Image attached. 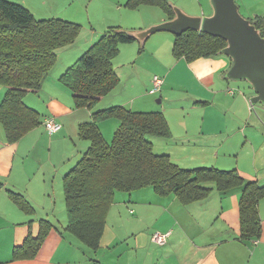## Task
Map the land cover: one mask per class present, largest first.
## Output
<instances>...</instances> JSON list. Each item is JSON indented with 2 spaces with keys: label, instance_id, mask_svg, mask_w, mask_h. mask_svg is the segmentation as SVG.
Returning a JSON list of instances; mask_svg holds the SVG:
<instances>
[{
  "label": "crops",
  "instance_id": "1",
  "mask_svg": "<svg viewBox=\"0 0 264 264\" xmlns=\"http://www.w3.org/2000/svg\"><path fill=\"white\" fill-rule=\"evenodd\" d=\"M8 1L23 5L36 19L59 18L80 24L81 29L72 42L56 50V61L40 89L23 97L24 103L33 102L29 106L44 114L41 123L13 143L7 141L0 123V264H264V197L258 202V242H242L238 237L241 188L221 193L211 181L201 183L211 189L208 196L188 204L174 193L157 195L150 187L116 192L99 241L98 249L106 239V250L97 251L98 260H71L66 251L81 258L78 251L84 253L86 246L82 249L77 239L66 236L63 176L89 146L79 136V125L90 122L93 112L113 106L161 111L170 135L148 136L154 153L167 155L181 168L236 169L245 180L264 184V106L254 113L248 90L228 92L233 87L224 77L230 66L227 56L175 59L174 34L161 36L159 31L148 37L158 35L146 45L147 53L159 63L156 69L146 71L153 63L143 54L148 38L143 47L136 40L120 43L112 59L118 83L93 107H76L71 89L60 80L64 71L107 29L139 30L167 20L168 14L158 5L129 7L128 0ZM167 1L188 14L211 13L205 0ZM240 1H248L243 3L246 8L254 5V0ZM156 74L163 84L153 99L151 78ZM5 90L0 84V102ZM49 117L61 125L54 133L44 127ZM119 122L117 118L97 122L105 141L112 139ZM42 230L45 236L34 255L14 256L16 247ZM155 231L169 232L164 244L153 242ZM125 250L134 260H118Z\"/></svg>",
  "mask_w": 264,
  "mask_h": 264
},
{
  "label": "trees",
  "instance_id": "2",
  "mask_svg": "<svg viewBox=\"0 0 264 264\" xmlns=\"http://www.w3.org/2000/svg\"><path fill=\"white\" fill-rule=\"evenodd\" d=\"M139 4L158 5L168 19L173 16L167 0H128L126 5ZM250 21L264 37V15ZM80 29V24L59 18L36 19L23 5L0 0V84L6 87L0 102V123L9 143L41 123L39 113L27 106L23 97L40 89L56 61V50L72 42ZM128 32L114 27L107 29L60 76L61 82L71 89L76 107H93L118 83L112 59L118 54L120 43L135 41ZM225 45L222 38L189 29L174 35L172 54L175 59L186 61L216 57L222 55L220 50ZM108 118L120 121L109 142L97 127V122ZM169 135L161 111H132L123 106L95 111L90 122L80 124L79 136L87 139L89 146L63 176L66 231L95 251L115 192L150 187L157 195L174 193L182 204H188L206 198L211 189L201 183L211 181L221 193L241 188L238 237L242 242L258 239L261 235L258 202L264 197V184L245 180L236 169L179 167L167 155L154 153L148 139ZM44 236L42 230L37 237H27L22 246L13 250L14 256L34 255Z\"/></svg>",
  "mask_w": 264,
  "mask_h": 264
},
{
  "label": "water",
  "instance_id": "3",
  "mask_svg": "<svg viewBox=\"0 0 264 264\" xmlns=\"http://www.w3.org/2000/svg\"><path fill=\"white\" fill-rule=\"evenodd\" d=\"M209 3V15L188 14L170 3L173 11L171 18L128 33L141 46L151 34L159 31L180 35L192 29L222 38L226 45L220 53L230 60L224 77L247 81L254 92L250 103L264 106V37L250 19L240 14L236 0H209Z\"/></svg>",
  "mask_w": 264,
  "mask_h": 264
},
{
  "label": "rangeland",
  "instance_id": "4",
  "mask_svg": "<svg viewBox=\"0 0 264 264\" xmlns=\"http://www.w3.org/2000/svg\"><path fill=\"white\" fill-rule=\"evenodd\" d=\"M205 2L209 5V7H210V3H209V0H205ZM172 3V2H171ZM237 3H239L238 4V6H239V12H240V14L243 16V17H245V18H247V19H252V18H254L255 16H259V15H261V14H264V3H262V2H260V1H256V0H254L253 1V6L252 7H248V8H246V6H244L243 5V3L245 4V5H247V3H248V1L247 2H241L240 0H238L237 1ZM172 4H174V3H172ZM174 5H176V6H178L177 4H174ZM249 5V4H248ZM180 7V6H179ZM158 10V9H157ZM188 13V12H187ZM158 34H162L161 36H171V35H169V34H172V33H170V32H167V31H163V33H158ZM153 36V37H152ZM151 36V38L153 39V38H155L156 36H158V35H152ZM173 36V35H172ZM150 38V37H149ZM148 38V39H149ZM152 39H149V40H147L146 42H145V47L143 48V54H145L144 56H146V57H148L149 58V60L150 61H152L153 63H151L150 65H149V67L148 68H146V71H150V70H154V69H156L157 67H158V65H159V63L158 62H156L155 61V59L151 56V54L150 53H147L148 51H146L147 50V48H148V46H149V44H150V40H152ZM146 45H147V48H146ZM147 73V72H146ZM160 75V74H159ZM161 76V75H160ZM139 77L141 78V79H143V74L142 73H139ZM229 83H230V87H233V88H231V89H233L234 91H237V88L239 89V90H244V89H246V90H248L249 91V94L252 96L253 94H254V92H253V90H252V87L250 86V84L247 82V81H245V80H233V79H229ZM150 87V86H149ZM149 87H148V89H149ZM238 90V91H239ZM175 95H176V93H175ZM30 96H33V95H30ZM151 98H155L156 99V96H158V91L157 92H153V93H151L150 95H149ZM158 102V101H157ZM33 102H29L28 100H27V103H25L27 106H29V105H31V106H34V103L32 104ZM37 105H38V103H36ZM30 107V106H29ZM40 107H42V105L40 106ZM253 107H254V109H253V112L254 113H259V110H260V108L261 107H263V105L262 104H260V103H257V104H255V105H253ZM39 114H40V117L41 118H43V113H41V112H39ZM85 151V150H84ZM83 154V153H82ZM117 192H121V191H117ZM116 193V192H115ZM64 219V218H63ZM107 228H108V232L109 231H111L112 230V222L109 220L108 222H107ZM108 234V233H107ZM67 235H69V236H71L72 238H74L72 235H70L69 233H66V236ZM2 237H3V235H1L0 234V242L2 241ZM110 241H112V239L110 240ZM75 242H77V244H78V246H81V248L82 249H84V247L83 246H85V245H83V244H81V243H79V241H75ZM106 243V239L103 241V243H102V245H101V248H99V249H97L96 251H95V253L96 254H94L93 253V251H90L89 249H87V247H85V249L87 250H84L85 252L83 253V252H80V251H78V253H81V258H77L76 257V252H73V251H71V250H68V251H66V254L67 255H70L71 256V260H98V257H99V255H98V252L97 251H100L101 253L102 252H104V250H106V249H104V244ZM112 244V242H109V245H111ZM105 257H108V258H110L111 257V255H105ZM118 260H134V257H133V255L132 254H130V252H129V250H125V252L119 257V259Z\"/></svg>",
  "mask_w": 264,
  "mask_h": 264
},
{
  "label": "built area",
  "instance_id": "5",
  "mask_svg": "<svg viewBox=\"0 0 264 264\" xmlns=\"http://www.w3.org/2000/svg\"><path fill=\"white\" fill-rule=\"evenodd\" d=\"M162 84H163V78L157 74L153 75L151 78V91L152 92L159 91ZM227 89H228V92H230V93L233 92V90L231 88H227ZM251 108H253L252 104H251ZM44 127L49 133H54L61 128V125L59 122H57L53 118L49 117V118L45 119ZM168 235H169V232L155 231L152 233L151 239L153 240V242L161 245V244H164L166 242ZM257 242H258V239L252 241V243H254V244H256Z\"/></svg>",
  "mask_w": 264,
  "mask_h": 264
}]
</instances>
